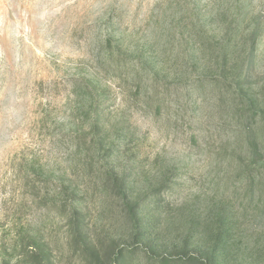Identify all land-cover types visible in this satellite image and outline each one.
Wrapping results in <instances>:
<instances>
[{
    "label": "rangeland",
    "instance_id": "374dc122",
    "mask_svg": "<svg viewBox=\"0 0 264 264\" xmlns=\"http://www.w3.org/2000/svg\"><path fill=\"white\" fill-rule=\"evenodd\" d=\"M138 198L192 257L264 264V0H0V264H93L77 209L114 264Z\"/></svg>",
    "mask_w": 264,
    "mask_h": 264
},
{
    "label": "trees",
    "instance_id": "16d2710c",
    "mask_svg": "<svg viewBox=\"0 0 264 264\" xmlns=\"http://www.w3.org/2000/svg\"><path fill=\"white\" fill-rule=\"evenodd\" d=\"M237 75H241L239 71ZM119 187L121 190L125 191L124 184ZM146 203L147 201L143 198H138L135 202H125V213L132 221V228L134 231L132 237L136 240L134 243H136V245L140 244V247L132 246L126 250L119 249L114 252L112 251L110 257L112 258V262H114V264H129L127 256L128 252L131 250L135 252L145 251L147 254L145 255L147 264H197L198 262L202 264H209V258L203 256V254L200 256L196 255V258L188 254L190 250V243H186L179 248L162 240L155 228L156 223L154 220L152 218H148V220L145 218V215L148 216V214H145L144 212ZM77 213V223L76 226L75 222L72 224V231L77 239L85 236L84 239L86 240V246L82 252H86L88 250L91 251V257H89L90 262L93 264H101L97 245L92 243V248H90L91 244H89L88 239H86L84 232L85 216L82 214V210L80 209H77ZM217 244L219 245L218 242ZM214 250L215 248L212 249L211 255L215 254ZM39 261L40 262L37 264H44L42 259H39Z\"/></svg>",
    "mask_w": 264,
    "mask_h": 264
}]
</instances>
